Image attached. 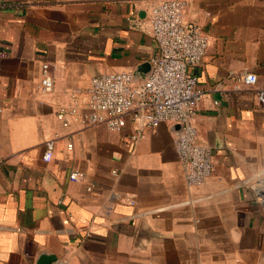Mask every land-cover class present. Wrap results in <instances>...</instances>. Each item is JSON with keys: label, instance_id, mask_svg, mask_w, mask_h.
<instances>
[{"label": "crops", "instance_id": "crops-1", "mask_svg": "<svg viewBox=\"0 0 264 264\" xmlns=\"http://www.w3.org/2000/svg\"><path fill=\"white\" fill-rule=\"evenodd\" d=\"M153 1L0 0V264H264V0H185L209 39L191 70L205 93L195 125L215 163L203 186L186 182L175 125L135 142L130 125L56 116L94 76L135 73L157 53L145 30Z\"/></svg>", "mask_w": 264, "mask_h": 264}, {"label": "built area", "instance_id": "built-area-1", "mask_svg": "<svg viewBox=\"0 0 264 264\" xmlns=\"http://www.w3.org/2000/svg\"><path fill=\"white\" fill-rule=\"evenodd\" d=\"M185 9V0H155L149 5L145 30L156 42L157 53L144 80L137 81L126 71L94 76L88 88L71 92V102L59 107L56 116L66 127L76 123L83 128L104 126L122 132L130 125L135 142L162 124L179 125L174 142L186 182L201 187L213 175L215 163L195 125L205 93L191 70L201 65L209 39L202 27L186 20ZM257 81V75L250 72L241 79L248 87ZM54 83L50 65L44 64L42 93H51ZM257 96L264 105V89H259ZM54 151V141L47 142L45 162L53 159ZM84 178L80 171L70 175L72 181Z\"/></svg>", "mask_w": 264, "mask_h": 264}, {"label": "water", "instance_id": "water-1", "mask_svg": "<svg viewBox=\"0 0 264 264\" xmlns=\"http://www.w3.org/2000/svg\"><path fill=\"white\" fill-rule=\"evenodd\" d=\"M152 71V64L151 62H147L144 65H141L134 74V79L139 81V80H144ZM177 131L180 129L179 125H176ZM56 261L55 257L52 256H46L42 255L38 261L37 264H53Z\"/></svg>", "mask_w": 264, "mask_h": 264}]
</instances>
